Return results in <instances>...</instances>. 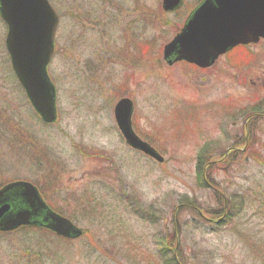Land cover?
<instances>
[{
    "label": "rangeland",
    "instance_id": "1",
    "mask_svg": "<svg viewBox=\"0 0 264 264\" xmlns=\"http://www.w3.org/2000/svg\"><path fill=\"white\" fill-rule=\"evenodd\" d=\"M48 1L59 15L47 66L55 88L53 123L40 120L18 83L0 18V188L31 182L84 234L70 243L33 227L0 231V264H23L25 252L36 253L41 245L67 249L65 264H128L111 249L112 238L118 249L158 247L156 237L176 228L173 213L183 223L186 250L209 251L214 264H264L263 119L247 124L248 149L206 171L228 199L231 219L210 226L187 208L221 213L222 198L214 200L199 185L198 164L242 140L241 111L253 110L263 93L264 39L233 48L206 70L165 65L163 45L200 0H182L170 12L162 10V0ZM122 97L133 102L137 135L151 141L163 161L124 143L113 115Z\"/></svg>",
    "mask_w": 264,
    "mask_h": 264
},
{
    "label": "water",
    "instance_id": "2",
    "mask_svg": "<svg viewBox=\"0 0 264 264\" xmlns=\"http://www.w3.org/2000/svg\"><path fill=\"white\" fill-rule=\"evenodd\" d=\"M181 0H162L170 11ZM0 17L7 26L5 47L11 68L26 97L47 124L56 120L55 88L47 75L54 52L58 17L48 0H0ZM264 38V0H203L180 31L164 45L163 58L174 56L200 67L211 65L219 55L238 44ZM132 101L120 98L113 115L125 142L161 162L162 157L131 129ZM22 206L15 208V199ZM39 223L64 238H76L82 230L68 218L50 210L29 182H11L0 188V231Z\"/></svg>",
    "mask_w": 264,
    "mask_h": 264
},
{
    "label": "trees",
    "instance_id": "3",
    "mask_svg": "<svg viewBox=\"0 0 264 264\" xmlns=\"http://www.w3.org/2000/svg\"><path fill=\"white\" fill-rule=\"evenodd\" d=\"M198 164V168H200V164ZM202 172L200 171L198 174L200 186L203 188H207L204 179L201 176ZM214 200L218 201L221 199L220 195L217 193H213ZM220 211L221 213H202V210L200 211L199 207H196L195 205H187V208L193 209L195 216L198 219H201L204 221V223L209 224L210 226H217L221 225L224 222L226 223L231 219V216L229 213H225L226 211L223 209L222 204L220 205ZM183 207H178L177 210H180ZM199 208V209H197ZM201 212V213H200ZM179 213H173L171 222L176 225V228H174L171 232H164L161 236L156 237L157 244H160L158 247H154L152 249H149L147 251L141 249L140 247L137 249H130L128 247L122 248L120 247L115 248L116 241L118 239H114V236L112 238V247L111 248L114 252L120 251V254L123 256V258L127 261L128 264H214L213 261L210 260L212 257V254L209 251H206L205 254L198 252L197 250L188 249L186 250L183 248L180 240V232L182 230V224L180 221L174 220V216L178 219ZM216 215L221 217V221H218L216 218ZM213 217H215L213 219ZM193 224H195V229H198L196 226V220H192ZM36 228L37 232L49 234L45 228L39 226V225H28L19 227L18 229H15L11 232H18L20 230H29L31 228ZM201 231H205L204 228L201 229ZM52 234V233H50ZM67 241L71 243L70 239H63L59 238L57 239L58 242L60 241ZM82 242V240H79V242ZM28 250L25 252V258L23 264H49L51 261H49L51 256H55V262L52 264H65L68 257H70L69 252L67 249L61 251L60 249L52 250L47 245H41L37 246V252L36 253H27ZM62 252V253H61ZM53 253V254H52ZM33 256L34 260L30 257Z\"/></svg>",
    "mask_w": 264,
    "mask_h": 264
},
{
    "label": "flooded vegetation",
    "instance_id": "4",
    "mask_svg": "<svg viewBox=\"0 0 264 264\" xmlns=\"http://www.w3.org/2000/svg\"><path fill=\"white\" fill-rule=\"evenodd\" d=\"M228 53H230V51H227L225 52L224 54L220 55V56H223V55H227ZM244 56L245 57H249V54L250 52L249 51H244ZM219 56V57H220ZM218 57V58H219ZM217 58V59H218ZM216 59V60H217ZM216 60L211 64L213 65ZM162 61L164 62V64L166 63L167 65H174L175 63H178V62H181V63H186L188 65H191L190 63L188 62H185L183 60H180V61H174V56L172 55L170 58H166V59H163L162 58ZM231 62H234L233 60H231ZM165 64V65H166ZM194 65V64H192ZM191 65V66H192ZM196 68L198 69H201V70H206L207 68L210 67L207 66V67H199V66H196L194 65ZM231 67V66H230ZM233 68V67H231ZM258 87H261V90L263 91V93L261 95H257L254 99H255V103H254V108L255 107H260L259 109H254L251 110V108H247V109H243L241 112L242 114H244V118H243V138L241 141H239V143H233L231 146H227V148L225 149V151L223 152L222 155H220L219 157H211L210 159H208L206 162H204L202 165L200 164V171L202 172L201 176L202 178L204 179L205 181V184L207 186L208 189H210L211 192L213 193H217L220 195V197L222 198V200L224 201V204H223V209L225 211H227V207H228V199L225 197V195L223 194V192L216 186H214V184H212L211 182L208 181L207 179V175H206V171L209 170L211 167H213L214 165L216 164H219V163H222V162H225L227 161L230 156L233 154V153H236V152H244L246 149H248V147L250 146V139H249V133L247 131L248 129V126L247 124L249 123V121L253 118H260V119H263L264 120V81L262 82H258ZM227 113H231V111L233 110L232 107L228 106L227 105ZM229 109V110H228ZM233 113V112H232ZM131 129L132 131L137 135V132H136V129L134 127V125H132V115H131ZM236 125V120H234L232 122V126H235ZM138 136V135H137ZM141 140H143L141 137H139ZM124 140V139H123ZM145 141L147 144H149L159 155H161L156 148H154L151 143V141H148V140H143ZM124 143L126 144L125 140H124ZM151 143V144H150ZM126 146H128V148H130L131 150H133L134 148H131L128 144H126ZM137 150V149H136ZM203 151V150H202ZM229 163V162H227ZM40 192V191H39ZM41 194V192H40ZM42 196V195H41ZM43 198V197H42ZM19 207V206H18ZM201 213V212H200Z\"/></svg>",
    "mask_w": 264,
    "mask_h": 264
}]
</instances>
